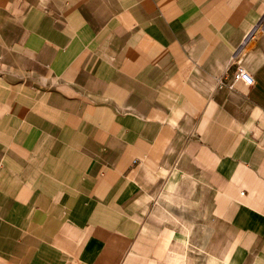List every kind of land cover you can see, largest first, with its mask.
Instances as JSON below:
<instances>
[{"label": "crops", "instance_id": "crops-1", "mask_svg": "<svg viewBox=\"0 0 264 264\" xmlns=\"http://www.w3.org/2000/svg\"><path fill=\"white\" fill-rule=\"evenodd\" d=\"M262 23L264 0H0V264H264Z\"/></svg>", "mask_w": 264, "mask_h": 264}, {"label": "built area", "instance_id": "built-area-1", "mask_svg": "<svg viewBox=\"0 0 264 264\" xmlns=\"http://www.w3.org/2000/svg\"><path fill=\"white\" fill-rule=\"evenodd\" d=\"M262 31H264V26L260 28ZM251 34V33H250ZM237 75L240 77L245 83L251 84L252 78L251 76L246 73L241 67H237ZM231 86V85H229Z\"/></svg>", "mask_w": 264, "mask_h": 264}, {"label": "bare ground", "instance_id": "bare-ground-1", "mask_svg": "<svg viewBox=\"0 0 264 264\" xmlns=\"http://www.w3.org/2000/svg\"><path fill=\"white\" fill-rule=\"evenodd\" d=\"M263 26H264V23H262V24H260L259 26L255 27L251 32H253V33H257L258 30H260V28L263 27Z\"/></svg>", "mask_w": 264, "mask_h": 264}, {"label": "rangeland", "instance_id": "rangeland-1", "mask_svg": "<svg viewBox=\"0 0 264 264\" xmlns=\"http://www.w3.org/2000/svg\"><path fill=\"white\" fill-rule=\"evenodd\" d=\"M262 32H264V31H262V30L260 29V30H258L257 34H258V33L260 34V33H262Z\"/></svg>", "mask_w": 264, "mask_h": 264}]
</instances>
